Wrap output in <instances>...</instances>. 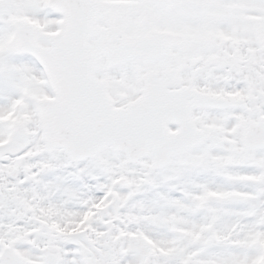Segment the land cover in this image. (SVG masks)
Instances as JSON below:
<instances>
[{"label": "snow or ice", "instance_id": "snow-or-ice-1", "mask_svg": "<svg viewBox=\"0 0 264 264\" xmlns=\"http://www.w3.org/2000/svg\"><path fill=\"white\" fill-rule=\"evenodd\" d=\"M0 264H264V0H0Z\"/></svg>", "mask_w": 264, "mask_h": 264}]
</instances>
